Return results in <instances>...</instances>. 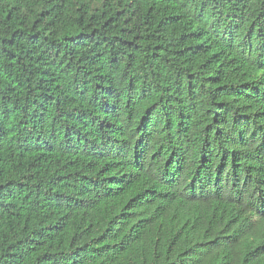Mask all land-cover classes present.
<instances>
[{
	"label": "trees",
	"instance_id": "obj_1",
	"mask_svg": "<svg viewBox=\"0 0 264 264\" xmlns=\"http://www.w3.org/2000/svg\"><path fill=\"white\" fill-rule=\"evenodd\" d=\"M0 264H264V0H0Z\"/></svg>",
	"mask_w": 264,
	"mask_h": 264
}]
</instances>
